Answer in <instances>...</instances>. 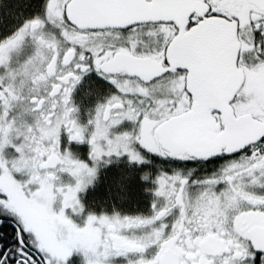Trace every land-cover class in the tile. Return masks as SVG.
<instances>
[{
    "label": "snow or ice",
    "instance_id": "obj_1",
    "mask_svg": "<svg viewBox=\"0 0 264 264\" xmlns=\"http://www.w3.org/2000/svg\"><path fill=\"white\" fill-rule=\"evenodd\" d=\"M0 264H264V0H0Z\"/></svg>",
    "mask_w": 264,
    "mask_h": 264
},
{
    "label": "flooded vegetation",
    "instance_id": "obj_2",
    "mask_svg": "<svg viewBox=\"0 0 264 264\" xmlns=\"http://www.w3.org/2000/svg\"><path fill=\"white\" fill-rule=\"evenodd\" d=\"M40 3H43V0H40ZM34 14L32 11L26 13L27 15ZM81 156L86 155L87 146H80ZM143 167V166H141ZM133 174L137 173L140 169H137L135 166L131 169H128ZM153 185L148 181L139 180L138 177L133 182V195L129 199L125 200H113L110 202H100L94 201L92 193L90 191H85L79 194L81 202L85 205L86 210L92 212H99L103 207L106 211L111 212L112 207L115 206L118 211L124 213H135V212H146L148 210V205L152 198V191L150 190ZM145 189H149L146 191ZM11 231V229H8Z\"/></svg>",
    "mask_w": 264,
    "mask_h": 264
}]
</instances>
